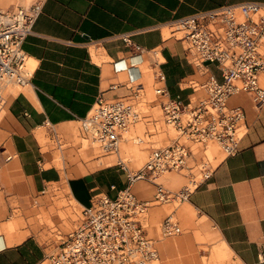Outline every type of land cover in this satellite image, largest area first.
Listing matches in <instances>:
<instances>
[{"label":"crops","instance_id":"obj_1","mask_svg":"<svg viewBox=\"0 0 264 264\" xmlns=\"http://www.w3.org/2000/svg\"><path fill=\"white\" fill-rule=\"evenodd\" d=\"M244 1L264 0L41 1L32 30L22 42L33 65L29 83L15 88L3 108L0 264H39L44 260L49 242H42L33 233L9 240L1 227L17 211L43 203L51 184L66 182L82 206L94 193L113 198L128 185L118 162L81 172L85 162L80 159V164L63 165L60 170L50 164L52 158L37 139V133L45 129L49 142L63 153L71 126L88 114L99 96H124L130 87L142 82L145 68L151 71L145 51H133L115 36L135 30L131 36L134 43L144 49L159 48L166 92L185 104L201 93L196 85L208 75L220 79L221 72L215 63H208L207 71H203L186 60L185 42L170 33L171 22L199 10ZM121 58L124 60L115 64ZM261 80L264 82V74ZM230 103L240 106L246 116L247 129L240 147L223 157L218 147H209L214 157L221 159L191 190L179 212L186 215L193 209L212 228L216 242L230 255L227 264L231 260L236 264H264V105L257 106L247 94L234 96ZM47 163L50 166L46 167ZM14 227L11 223L5 228L10 236ZM170 243L165 242L167 248Z\"/></svg>","mask_w":264,"mask_h":264},{"label":"built area","instance_id":"obj_2","mask_svg":"<svg viewBox=\"0 0 264 264\" xmlns=\"http://www.w3.org/2000/svg\"><path fill=\"white\" fill-rule=\"evenodd\" d=\"M42 0L24 5L0 0V111L4 108L8 85L29 83L31 70L26 65L22 48L31 32ZM172 35L184 40V57L203 71L215 63L221 72L218 79L208 75L196 85L200 94L188 103L170 97L165 89V76L159 48L144 49L132 41V34H117L124 44L136 52L148 54L154 99L146 100L142 82L130 87L124 96L107 99L99 96L79 123L78 136L91 140L104 153H117L124 133L134 124L147 119L153 129L159 119L143 113L141 101L159 106L160 119L177 135L164 146L150 147L145 162L132 170L119 160L126 172L128 185L115 197L97 192L80 209L73 228L49 243V250L39 264H156L159 260L156 240L149 235L145 216L150 203L187 200L191 189L170 190L156 179L165 171L199 167L207 162L195 155L192 145L217 143L224 154L236 152L246 133V116L240 106L230 100L247 94L257 106L264 105V1H244L199 10L171 22ZM137 31V30H136ZM124 59L121 58V62ZM156 102V104L154 103ZM145 134H153L146 130ZM137 142H142L136 136ZM59 145L62 142L57 141ZM193 164L189 165V162ZM206 175V174H205ZM195 182V177L192 174ZM137 180L154 184L150 200L139 198L132 190ZM161 236L182 232L173 215L160 222ZM264 261V256L261 258Z\"/></svg>","mask_w":264,"mask_h":264},{"label":"rangeland","instance_id":"obj_3","mask_svg":"<svg viewBox=\"0 0 264 264\" xmlns=\"http://www.w3.org/2000/svg\"><path fill=\"white\" fill-rule=\"evenodd\" d=\"M13 3H18L19 0H12ZM31 0H21V3L26 5ZM10 3V2H9ZM4 4V3H3ZM8 3H5L6 6ZM168 34V32H167ZM98 54V52H96ZM29 70H32V63L26 61ZM144 78L142 79L145 86V99H154L152 87V74L150 70L144 69ZM26 87V86H25ZM15 88H20L18 85H8L5 88V96H9L15 92ZM156 104V102L154 101ZM139 109L145 113H151L153 117L158 118V123L155 124L156 129H153L152 124L147 122V119L131 126L123 135L124 139L120 142L119 151L117 153H104L97 144L91 140L83 139L78 136V128L80 123L71 126V136L67 140L63 148V153L55 149V146L49 142L47 132L41 129L37 133V139L42 147V150L47 153L49 158H52L50 164L62 170L65 167L74 163H79V160L85 162V167L81 166V172L96 169L103 165L115 164L119 160H123L128 168L136 170L145 162L149 153L150 147L164 146L170 143L177 133L173 127L168 126L162 122L161 110L156 104L155 106L149 105L141 101L138 105ZM5 109L0 111V129L4 122ZM146 130H150L153 134L147 136ZM136 136L143 139L142 142L136 141ZM4 137L0 132V147L2 146ZM79 146V150L76 147ZM195 155L203 157L207 165L200 169L195 167L191 170H172L165 171L156 179L167 189L176 191L188 186L191 190L202 180L221 159L214 157L209 151V147L220 149L222 157L225 155L220 146L215 142H208L206 146L199 144L192 145ZM75 148V149H74ZM65 162V164H64ZM104 162V163H103ZM47 163L45 166H50ZM80 164V163H79ZM193 162H189V165ZM192 174L195 177L193 180ZM71 175L68 174L67 177ZM154 184L147 180H137L132 190L139 198H152L154 192ZM141 192H145L144 194ZM44 202L40 205H33L31 209L24 211H17L14 215L10 216L9 221L2 225L1 232L9 240H18L23 236L33 233L38 236L42 242H54L58 239L60 234L69 232L80 213L82 204H80L73 196L71 186L67 183H53L49 186L45 193ZM187 204V200H171L165 203H150L145 220L146 229L150 236L156 240V247L158 250L159 260L156 264H165L167 261H183L198 260L200 264H227V259L230 255L216 242V237L212 228L198 215L193 209L189 210L186 215H182L179 209ZM155 209L156 211L152 212ZM171 214L178 221L182 232L177 235L161 236L159 231L160 222L162 219ZM13 223L15 225L13 236H10L5 230L6 226ZM166 241H171L170 247L165 245ZM45 264V263H44ZM229 264H236L233 260Z\"/></svg>","mask_w":264,"mask_h":264},{"label":"bare ground","instance_id":"obj_4","mask_svg":"<svg viewBox=\"0 0 264 264\" xmlns=\"http://www.w3.org/2000/svg\"><path fill=\"white\" fill-rule=\"evenodd\" d=\"M26 85H27V84H26ZM26 85H25V86H26Z\"/></svg>","mask_w":264,"mask_h":264}]
</instances>
